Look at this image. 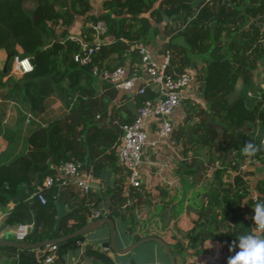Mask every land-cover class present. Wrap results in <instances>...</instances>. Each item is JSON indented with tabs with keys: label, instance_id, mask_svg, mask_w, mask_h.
Here are the masks:
<instances>
[{
	"label": "trees",
	"instance_id": "16d2710c",
	"mask_svg": "<svg viewBox=\"0 0 264 264\" xmlns=\"http://www.w3.org/2000/svg\"><path fill=\"white\" fill-rule=\"evenodd\" d=\"M28 1L0 0V50L5 52L7 59L12 54L26 55L32 64V68L18 78L8 76L3 79L4 73L0 71V135L7 133V140L11 142L13 131L4 122L7 115L1 105L7 109L6 100L14 94L21 95L26 111L38 119L28 133L26 150L10 160H0V203L27 199L43 178L54 172L55 164L61 160H80L82 168L92 176H101L107 168H119L122 175L125 174L117 160L118 141L105 123L110 102L118 89L113 83L99 79L91 67L92 64L98 68L125 66L127 59V71L141 69V56L137 47L131 48V44L151 40L149 32L153 27L146 12L156 20L164 14L181 23V26H169L168 32L172 34L161 46L163 52L168 50L170 53L167 71L189 69L190 54L207 53L198 75L206 106L197 107L196 102H187L185 122L192 120V123L185 129L179 127L176 130V135L183 132L184 136L194 132L195 138L191 143H195L197 149L204 148L206 161L213 166L211 175L200 173L199 179L213 176L215 181L222 182L226 165L233 168L234 163L245 158L242 151L244 143L237 149L231 143L235 140V132L247 140L244 134L247 125L250 127L247 133L259 125V136L256 137L259 151L251 157L264 162V144L261 143L264 107L259 103L248 105L244 90L252 85L253 72L264 59L261 25L251 18L252 15L258 18L259 13L250 12L258 0H228L227 3L223 0H198L195 6L193 0H101L105 10L99 14L88 13L95 0H34L31 8ZM155 1L159 5L152 8ZM80 15H85V22L91 21L84 26V41L94 42L90 34L97 33L94 24L99 20L106 25L104 32L97 33L99 38L112 37L99 41L92 63L85 65L72 59L80 40L70 37L63 40L66 27ZM96 80H100L101 89H96ZM143 98L144 95L137 94L138 105ZM56 100L60 103L53 109ZM115 116L120 122L132 119L119 112ZM220 132L223 133V141L217 146L216 137ZM202 163L200 160L196 166L186 170L191 179L190 193L183 198L178 195L171 197L174 216L161 229L170 231L169 235L176 244L186 248L222 228V232H218L226 250L222 264H227L228 258L239 251V237L252 232L249 216L256 201L248 195L241 172L237 169L231 181L224 182L228 187L222 189L218 201L201 204L208 189L205 184L197 183L193 174L202 167ZM206 184L212 185L209 181ZM129 188L131 196L133 188ZM65 194L77 196L80 201L67 212V218L62 219V228L55 230L54 200L59 196L65 197ZM93 194L90 188L84 191L74 182L52 185L45 189V203L34 197L27 205L16 204L6 221L31 222L36 218L39 222L37 234L26 239L38 241L76 230L95 210L106 211L107 216L118 214L127 197L120 194V186L112 188L107 198L114 205L103 209L96 204L87 205L86 199ZM257 199L263 203L262 199ZM187 206L198 209L199 216L205 221L198 223L188 219ZM124 207L128 209L130 205ZM163 207L160 202L152 203L149 213L140 214L136 225L139 237H164L156 228L162 221L158 214ZM184 216L188 224L185 235L179 230L183 227L181 220ZM165 240L171 244L169 238ZM233 242L237 247L229 251ZM56 244L59 253L68 245L64 242ZM21 257L20 264H33L28 256ZM41 257L39 254L36 259L38 264Z\"/></svg>",
	"mask_w": 264,
	"mask_h": 264
},
{
	"label": "crops",
	"instance_id": "0c3cea01",
	"mask_svg": "<svg viewBox=\"0 0 264 264\" xmlns=\"http://www.w3.org/2000/svg\"><path fill=\"white\" fill-rule=\"evenodd\" d=\"M197 1L198 0L192 1L194 6ZM28 3L29 8H31L35 1L29 0ZM158 5L159 2L155 1L152 8H157ZM104 10L103 2L101 0H95L91 3L88 13L99 14ZM250 12L259 13L258 18L255 15H252L251 18L255 19L253 21H259L258 23L261 25L262 30L261 39L264 42V0H261V2L260 0L254 2L250 8ZM145 14L149 17L153 27L149 32L151 40L146 43H132L131 48L143 44L147 48L151 57L157 62H161L163 60V51L161 50L162 43L167 41L172 34L168 32L169 26L177 27L181 26V23L174 22L172 16L163 14L160 19L156 20L153 15L150 16L149 12H146ZM89 24H91V21L85 22V15L76 16L72 24L66 27V33L63 40L70 36L83 40L84 26H88ZM63 28L64 27H61V29ZM90 35L93 36L92 40L94 41H105L112 38L111 36H108L101 39L97 33L95 34L93 32ZM176 40H179V38H176ZM127 66L128 62L126 59L125 67L127 68ZM188 67L194 72V75H192L190 86L185 92L186 97L172 112L171 117L174 122L172 133L168 136L159 138L155 132L154 123L150 122L147 124L148 140H155L156 142L154 144L148 142L143 149L140 163V173L142 177L141 187L133 188L132 195L129 196L131 188H129L128 183L126 182L125 174L122 175L119 168L117 170L107 168L102 172L101 176H92L90 179V190L94 194L88 197L86 201L88 200L87 205L94 206L96 204L99 208L108 209L109 206L114 205L111 199L107 198L108 194L111 192L112 188L117 189L118 186H120V194L122 196H127L124 204H122L120 213L108 216L114 222V243L118 248H124L131 242L140 238L136 229L137 220L139 219L140 214L143 215L149 213L151 204H158L160 202L161 205L164 204L161 214H158L162 221L156 226V228L159 233L164 234V237L158 235L154 236H158L164 241H166L165 238H169L171 244H168V242L166 243L175 256L176 264H222V259L226 252L223 239L219 235V233L222 232V228H219L218 231H214L212 236L197 240L193 245L190 243L186 248H180L176 244L175 239H172L169 235L170 231L165 232L164 229H161L164 228L163 226L174 216L171 197L178 195L183 198L190 193L191 179L189 178V175H187L186 170L190 167L196 166L197 162L201 159L203 165L193 174V178L196 181V176H198L197 183L205 184L208 191L212 189L211 184L208 185L203 183L205 178H202L201 180L199 179L200 173L203 175H211L213 166L206 161V157H202L204 156L202 155L203 150H199L198 152L197 145L191 143L195 138V133L192 132L190 134L189 132L188 136H184L183 132H179V134L176 135V130L179 127L185 129L187 128V125L192 123V120L185 122L187 116L186 109L188 107L187 102L194 103L202 101L201 103H205L201 96V90L199 88L200 79L197 77L196 69L195 67ZM0 71L4 73L2 75L3 79L8 76L18 78L22 75L21 73L14 71L10 58L7 59L5 52L2 50H0ZM253 73L251 81L252 85L248 86L246 89L244 88L246 101L248 105L259 103L260 107H264V59L260 61V64ZM140 85L139 81L131 89H118L115 98L110 102L109 116L105 123L108 124L110 130L112 129L111 131L115 134L116 141L118 142L120 129L115 114L116 112H119L122 116H134L138 106L136 89ZM95 87L96 89H101L100 80L95 81ZM155 89L156 86L150 85L147 89V96H153ZM251 90L253 91L251 92ZM198 94H200V97H198ZM195 97L197 98L195 99ZM6 101L8 102V108L6 107L7 109H5L3 105H1V108L6 112L7 121L5 119L4 122L11 126L14 140L11 143L12 145L10 148V143L7 140L8 134L0 135V152L6 149L2 158L4 160H10L26 150V139L35 120L26 122L24 114L26 108L22 105L21 95L14 94L13 97L7 98ZM59 103L60 102L56 100L54 106H58ZM20 109H23V112L22 110L20 112ZM249 130L250 127L247 125L244 133L246 134L247 140L243 138V141L239 143V146H242V143L245 145L246 142H252L255 144L256 137L259 136V125L257 124L252 132L247 133ZM216 164L219 165L220 162L217 161ZM238 164L237 169L241 172L248 195L256 196L259 200L262 199L263 201L261 200V202L264 203V162H261L258 159H252V162H249L245 156V158ZM227 169H229L228 172L232 171L233 174L237 170L236 168L232 170L230 166H227ZM202 174L201 176H203ZM227 175L228 174H223V180L221 183L231 181V179L228 180ZM221 194L222 191L219 195ZM32 198L34 197L30 194L27 199L19 201L10 199L5 203H0V239L15 240L14 230L17 223H8L6 218L16 204L27 205ZM56 199H59L64 203L61 207L64 214L63 218H67V212L75 208L77 202L80 201L79 197L69 194H65V197L59 196ZM207 201L209 200L205 198L204 203ZM125 205H130V208L126 209L124 207ZM187 211L188 219L190 218L198 223L205 221L204 217L199 216L198 209L188 208ZM104 216L107 215L105 214ZM186 219L187 217L185 218L184 216L183 220H181V222L183 221L182 225L184 228L181 227L179 229L184 235L187 234V230L185 229L188 226ZM88 221H90L89 217L86 222ZM61 228L62 222L60 225V229ZM109 236V225L104 223L101 227L85 231L80 240L75 242L64 241L65 244H68L67 248L62 253L58 252V248L54 251V264H171L166 252L155 240L141 242L126 253H118L111 248H105L99 245V242L108 240ZM25 240L29 241L28 239ZM0 250L3 251V253L0 252V264H20L21 256L25 255L23 249L16 248L11 244H3L0 246ZM39 253L40 247L35 249L36 259H38Z\"/></svg>",
	"mask_w": 264,
	"mask_h": 264
},
{
	"label": "built area",
	"instance_id": "2783aa9c",
	"mask_svg": "<svg viewBox=\"0 0 264 264\" xmlns=\"http://www.w3.org/2000/svg\"><path fill=\"white\" fill-rule=\"evenodd\" d=\"M97 33L106 30L104 21L99 20L94 24ZM74 38V36H70ZM99 41L93 43L80 40V46L72 54V59L79 64H91ZM141 56V69L132 72L127 71L123 65H117L113 68H98L92 64V72L108 82L113 83L117 89H131L140 81V86L136 89V94L144 95V98L137 106L136 112L130 121L118 122L120 129L119 142L117 143V160L124 168L126 181L129 187L140 188L142 177L140 173V163L142 152L149 143L154 144L156 141L148 140L147 124L152 122L155 126L157 137L162 138L172 133L174 122L172 112L177 105L186 97V91L190 86V81L194 72L189 69L182 71H167L169 62V51L163 52V60L157 62L153 59L143 44L136 46ZM10 61L13 69L18 73H25L32 68L31 61L26 55L12 54ZM150 85L156 86L153 96H147V89ZM196 99V98H195ZM26 122L38 119L29 111H25ZM261 143L264 144V132L261 136ZM252 162V157H247ZM247 162V161H246ZM92 175L82 168V163L78 159L61 160L54 166V172L47 174L43 180L36 186L31 193L33 197L39 199L41 203L46 202L45 189L52 185H66L74 182L84 191L90 188V179ZM254 204L252 205V214L249 220L254 228L255 206L260 203L256 196H253ZM106 211L95 210L89 219L93 220L104 216ZM33 222H18L14 230V238L17 241H24L28 232L31 230ZM58 248L56 243L43 245L40 247L42 255L40 264H54L55 252Z\"/></svg>",
	"mask_w": 264,
	"mask_h": 264
},
{
	"label": "water",
	"instance_id": "95a60500",
	"mask_svg": "<svg viewBox=\"0 0 264 264\" xmlns=\"http://www.w3.org/2000/svg\"><path fill=\"white\" fill-rule=\"evenodd\" d=\"M223 2L227 3L228 0H223ZM216 141H217L218 145L223 141V133L222 132H220L218 134V136L216 137ZM242 141H243V138H241L239 136L238 132H235V140L231 143V146L233 148L237 149L239 147V143ZM5 151H6V149H4L3 151L0 152V159L3 157ZM238 165H239L238 162L233 164L234 168H236V169L238 168ZM197 177L198 176H196V181L198 182ZM207 181L212 183V189L210 191H208V193L205 195V197H203L201 199V204H204L205 198H207L209 201H212V202L218 201L220 199L219 194L222 191V189L228 187L227 183H221V182L215 181L213 176H207L204 179L203 183H206ZM54 204L56 206V218H55V223H54V229L59 230L60 225H61V221L64 217V214H63L62 208H61L64 205V203L61 202L59 199H56ZM188 208H190V206H187V209ZM104 223H107L109 225V235L110 236H109L108 240L99 242V245H101L105 248H111L115 252H118V253H126V252L130 251L132 248H134L136 245L140 244L141 242H144L147 240H155L162 246V248L166 252V254L170 260V263L176 264L175 256L172 253V251L170 250L168 244L166 243V241H164L162 238H160L158 236H154V235L143 236V237H140L137 240L131 242L130 244H128L124 248H118L114 243V222L108 216H101L99 218H95L93 220L85 222L82 226H80L79 228H77L76 230H74L70 233L63 234V235L56 236V237L45 238L43 240L17 241V240L0 239V246H2L3 244H11L12 246H14L16 248L23 249V253L30 257L33 264H38V262L36 261V257H35V249L36 248L41 247L43 245L51 244V243H58V242H64V241H67V242H70V241L73 242L74 241L75 242L77 240L82 239V234L85 231L101 227ZM38 224H39L38 220L36 218H34L32 228L28 232L26 238L35 236L37 234ZM0 252L3 253L2 250H0Z\"/></svg>",
	"mask_w": 264,
	"mask_h": 264
},
{
	"label": "clouds",
	"instance_id": "9594fccd",
	"mask_svg": "<svg viewBox=\"0 0 264 264\" xmlns=\"http://www.w3.org/2000/svg\"><path fill=\"white\" fill-rule=\"evenodd\" d=\"M242 151L246 157H251L259 148L256 144L247 142ZM253 219L255 226L252 232L239 237V251L228 258L227 264H264V203L255 206ZM236 247V243L233 242L229 251H234Z\"/></svg>",
	"mask_w": 264,
	"mask_h": 264
},
{
	"label": "rangeland",
	"instance_id": "374dc122",
	"mask_svg": "<svg viewBox=\"0 0 264 264\" xmlns=\"http://www.w3.org/2000/svg\"><path fill=\"white\" fill-rule=\"evenodd\" d=\"M152 37V36H151ZM190 56L192 57L191 58V67H195V69H196V72H197V77H198V79H199V73H201V71H202V67L204 66V63H205V59H206V57H207V53H204V54H190ZM253 90H251V92H252ZM198 97H200V94H198ZM195 98H197V97H195ZM201 99V98H200ZM202 100V99H201ZM202 101H198V102H196L197 103V107L198 106H203V107H205L206 106V103H201ZM7 108H8V105H7ZM53 109H55V108H57L56 106H54V107H52ZM11 142H10V148H11V143L13 142V140H14V138H13V136L11 137ZM251 139H252V136H251ZM255 144H257L256 142H255ZM243 146H245V145H243ZM198 150V152H199V150H203V153H202V155H204V156H202L203 158H205V154H204V148L201 146L200 148H198L197 149ZM1 159H3V158H1ZM0 159V160H1ZM202 160V159H201ZM241 161V160H240ZM228 165H226V167H227ZM232 168V167H231ZM226 170V171H225ZM228 170L229 169H224V171H225V174H228L227 175V178H228V180L230 179V178H232V171H230V172H228ZM232 170H234V168H232ZM211 172H213V171H211ZM225 179V178H224ZM156 226V225H155Z\"/></svg>",
	"mask_w": 264,
	"mask_h": 264
}]
</instances>
